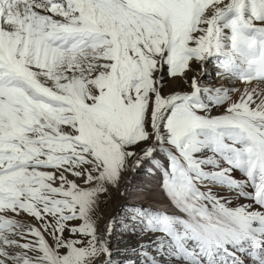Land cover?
<instances>
[{
	"label": "snow or ice",
	"instance_id": "1",
	"mask_svg": "<svg viewBox=\"0 0 264 264\" xmlns=\"http://www.w3.org/2000/svg\"><path fill=\"white\" fill-rule=\"evenodd\" d=\"M0 264H264V0H0Z\"/></svg>",
	"mask_w": 264,
	"mask_h": 264
},
{
	"label": "bare ground",
	"instance_id": "2",
	"mask_svg": "<svg viewBox=\"0 0 264 264\" xmlns=\"http://www.w3.org/2000/svg\"><path fill=\"white\" fill-rule=\"evenodd\" d=\"M213 74H209V75H206L205 76V79L207 80L208 78H209V76H212ZM114 203H118V202H114ZM110 207V208H109ZM152 207H154V208H164L165 207V205H162V204H160V203H156V202H152ZM107 208V207H106ZM108 208L109 209H111L110 211L107 209L106 210V212H105V214H107V213H109V212H111V211H113V204H109L108 205ZM129 243H135V241H129ZM126 245L125 244H119L118 245V247H120V248H123V247H125ZM130 255V257H131V254H129ZM134 258V257H133Z\"/></svg>",
	"mask_w": 264,
	"mask_h": 264
},
{
	"label": "rangeland",
	"instance_id": "3",
	"mask_svg": "<svg viewBox=\"0 0 264 264\" xmlns=\"http://www.w3.org/2000/svg\"><path fill=\"white\" fill-rule=\"evenodd\" d=\"M209 74H212V72H211V68L209 69V72H208L207 75H209ZM106 207H107V208H106ZM106 207L104 208V212H106L107 209H108L109 211L111 210V209H109L110 207H109V208H108V206H106Z\"/></svg>",
	"mask_w": 264,
	"mask_h": 264
}]
</instances>
